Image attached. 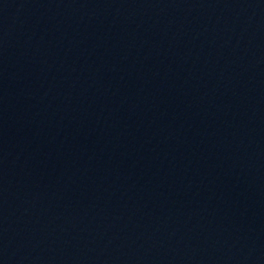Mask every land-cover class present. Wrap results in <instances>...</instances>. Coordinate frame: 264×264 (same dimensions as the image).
Wrapping results in <instances>:
<instances>
[{
  "label": "water",
  "instance_id": "1",
  "mask_svg": "<svg viewBox=\"0 0 264 264\" xmlns=\"http://www.w3.org/2000/svg\"><path fill=\"white\" fill-rule=\"evenodd\" d=\"M0 264H264V0H0Z\"/></svg>",
  "mask_w": 264,
  "mask_h": 264
}]
</instances>
